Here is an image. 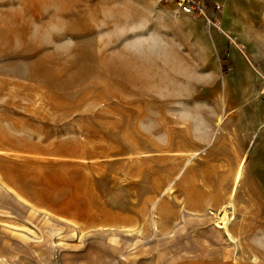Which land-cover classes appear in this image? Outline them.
<instances>
[{"label":"rangeland","instance_id":"rangeland-1","mask_svg":"<svg viewBox=\"0 0 264 264\" xmlns=\"http://www.w3.org/2000/svg\"><path fill=\"white\" fill-rule=\"evenodd\" d=\"M207 3L0 0V264H264V0Z\"/></svg>","mask_w":264,"mask_h":264},{"label":"built area","instance_id":"built-area-1","mask_svg":"<svg viewBox=\"0 0 264 264\" xmlns=\"http://www.w3.org/2000/svg\"><path fill=\"white\" fill-rule=\"evenodd\" d=\"M157 5L172 9L177 16L194 17L206 14L207 0H153Z\"/></svg>","mask_w":264,"mask_h":264},{"label":"bare ground","instance_id":"bare-ground-1","mask_svg":"<svg viewBox=\"0 0 264 264\" xmlns=\"http://www.w3.org/2000/svg\"><path fill=\"white\" fill-rule=\"evenodd\" d=\"M61 2H62V4L64 5V6H66V5H70V4H72L75 0H60ZM263 88H264V85H263ZM222 120L223 119H221L220 120V123L222 122ZM252 123L250 122V125H251ZM196 155H198V154H192V155H190V157L189 158H191V156L192 157H195ZM190 162L191 161H188V159H187V164L186 165H184L183 167H177V168H175L174 169V174H177L178 173V170H181V172H180V175H185L186 177L188 176V173H187V171H188V167H189V165H190ZM184 172V173H183ZM243 173H244V164H242V162L240 163V165H239V168H238V170H237V172H236V175H235V186H234V190L236 189V185L239 183V181L242 179V177H243ZM182 175V176H183ZM234 190H233V193H234ZM233 200L231 199H229V201H228V203H221L220 204V208H222V210L220 211V215L222 214V213H224V215L222 216V217H220L219 219L221 220V223H219V224H221V226H218V228L219 229H225V231H226V233H227V235H228V237H229V239L231 240V241H235L236 239H235V237H234V235L232 234V232H231V230H230V228H229V225H228V223H229V216H228V212H227V209L229 208V207H234V204H233Z\"/></svg>","mask_w":264,"mask_h":264}]
</instances>
